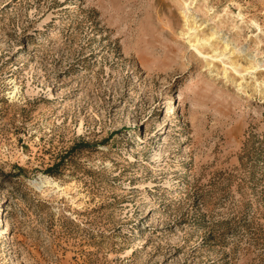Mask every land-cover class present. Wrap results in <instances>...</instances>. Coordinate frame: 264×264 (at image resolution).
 <instances>
[{
    "label": "rangeland",
    "instance_id": "374dc122",
    "mask_svg": "<svg viewBox=\"0 0 264 264\" xmlns=\"http://www.w3.org/2000/svg\"><path fill=\"white\" fill-rule=\"evenodd\" d=\"M0 264H264V0H0Z\"/></svg>",
    "mask_w": 264,
    "mask_h": 264
},
{
    "label": "bare ground",
    "instance_id": "6f19581e",
    "mask_svg": "<svg viewBox=\"0 0 264 264\" xmlns=\"http://www.w3.org/2000/svg\"><path fill=\"white\" fill-rule=\"evenodd\" d=\"M185 22H186V21H185ZM190 29H191V28H190ZM192 39H194V38H192ZM190 41H191V40H190ZM192 41H193V43H198V42H199V40H197V39H194V40H192ZM202 42H203V43H207L206 40H203V39H202ZM225 47H226V46H225ZM197 48H198V47H197ZM195 50H196V48H195ZM217 57H218V55H215V56H214V58H217ZM236 67H237V65H234V64L231 65V68H233V69L236 68Z\"/></svg>",
    "mask_w": 264,
    "mask_h": 264
}]
</instances>
